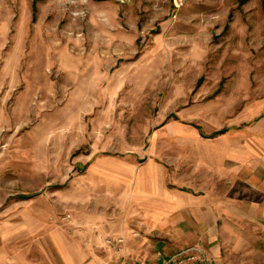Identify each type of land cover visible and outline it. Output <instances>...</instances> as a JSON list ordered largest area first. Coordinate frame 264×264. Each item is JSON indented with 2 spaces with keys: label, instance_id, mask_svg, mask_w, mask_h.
I'll use <instances>...</instances> for the list:
<instances>
[{
  "label": "rangeland",
  "instance_id": "374dc122",
  "mask_svg": "<svg viewBox=\"0 0 264 264\" xmlns=\"http://www.w3.org/2000/svg\"><path fill=\"white\" fill-rule=\"evenodd\" d=\"M230 150L264 156V0H0V264H264Z\"/></svg>",
  "mask_w": 264,
  "mask_h": 264
},
{
  "label": "crops",
  "instance_id": "0c3cea01",
  "mask_svg": "<svg viewBox=\"0 0 264 264\" xmlns=\"http://www.w3.org/2000/svg\"><path fill=\"white\" fill-rule=\"evenodd\" d=\"M229 157H225L224 165H221L216 173V181L219 185L222 184V187L225 186V199L229 200L230 211L229 214H242L244 210L250 209L252 212H260L261 219L264 218V156H254L253 153L246 156L244 162L238 161V152L237 150H230ZM222 159V156H221ZM245 191V193H252L259 196V201L252 200L248 198V194L243 195L244 193H238V190ZM215 190V194H216ZM226 192H233V196H226ZM223 194L220 196H215V199L222 198ZM36 196V195H35ZM34 197V196H33ZM32 198V197H30ZM20 199V198H19ZM29 199V198H27ZM24 200V199H22ZM211 206H214L210 203ZM226 205L223 204V207ZM201 209H199V215L201 214ZM221 213L226 214L227 212L221 211ZM53 241L56 243L55 237H52ZM57 245L60 248H64L62 243ZM139 251L133 249V255H138ZM154 259V258H153ZM139 261L140 264H150L154 260ZM164 259V258H163ZM162 259V260H163ZM162 260L156 262L155 264H160ZM145 261H148L147 263ZM22 264H26L25 262ZM125 264V263H124ZM127 264V263H126Z\"/></svg>",
  "mask_w": 264,
  "mask_h": 264
},
{
  "label": "built area",
  "instance_id": "2783aa9c",
  "mask_svg": "<svg viewBox=\"0 0 264 264\" xmlns=\"http://www.w3.org/2000/svg\"><path fill=\"white\" fill-rule=\"evenodd\" d=\"M202 256L195 247L180 250L162 260L160 264H196L201 261Z\"/></svg>",
  "mask_w": 264,
  "mask_h": 264
},
{
  "label": "trees",
  "instance_id": "16d2710c",
  "mask_svg": "<svg viewBox=\"0 0 264 264\" xmlns=\"http://www.w3.org/2000/svg\"><path fill=\"white\" fill-rule=\"evenodd\" d=\"M225 132H226V130L223 129V130H220V131L214 133V135H222V134H224ZM33 196H34V195H31V196H21L20 199H27V198H30V197H33Z\"/></svg>",
  "mask_w": 264,
  "mask_h": 264
}]
</instances>
